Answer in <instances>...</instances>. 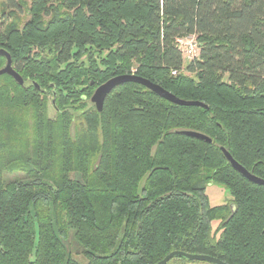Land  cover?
Here are the masks:
<instances>
[{
    "label": "trees",
    "instance_id": "1",
    "mask_svg": "<svg viewBox=\"0 0 264 264\" xmlns=\"http://www.w3.org/2000/svg\"><path fill=\"white\" fill-rule=\"evenodd\" d=\"M21 7L0 0V48L24 81L0 75V264H156L173 250L264 264V185L220 149L264 178V0ZM188 35L199 53L186 62ZM128 74L206 106L124 82L98 112L94 89ZM211 183L226 203L210 204Z\"/></svg>",
    "mask_w": 264,
    "mask_h": 264
},
{
    "label": "water",
    "instance_id": "2",
    "mask_svg": "<svg viewBox=\"0 0 264 264\" xmlns=\"http://www.w3.org/2000/svg\"><path fill=\"white\" fill-rule=\"evenodd\" d=\"M0 55L5 57V64L0 68V75L7 74L11 76L19 85H23L24 81L21 75L17 72V70L12 65V60L10 55L3 49L0 48ZM124 82H135L138 83L150 91L157 94L159 97L177 105L181 106H200L205 107L206 105L198 100H186L179 98L172 94L171 92L167 91L160 85L151 82L150 80L143 78L141 76L135 75V74H128V75H116L105 82L99 84L93 91V93L90 96V102L94 104L96 110L98 112H101L103 109L104 100L107 96V94L117 85L122 84ZM37 88H39L38 85H35ZM52 103L54 104V97L52 98ZM183 134L194 137L203 141H206L208 143L211 142V138L207 136L204 133L193 131V130H184L182 131ZM224 157L229 162L231 167L236 170L238 173H240L245 179H247L250 182L264 185V178L255 175L253 172L249 171L247 168H245L243 165H241L238 161H236L231 154L224 148H220ZM180 256L183 258H186L188 260L192 261H200L208 264H228L224 261H222L219 258H216L214 256H210L207 254H192L183 252L180 250H173L169 252L164 258H162L159 262L156 264H168L169 260L173 257Z\"/></svg>",
    "mask_w": 264,
    "mask_h": 264
},
{
    "label": "rangeland",
    "instance_id": "3",
    "mask_svg": "<svg viewBox=\"0 0 264 264\" xmlns=\"http://www.w3.org/2000/svg\"><path fill=\"white\" fill-rule=\"evenodd\" d=\"M29 1L30 0H19L22 7H21V9L20 8H18V9H19V11H21V14H23V15L25 14V16H26V10H27ZM15 8H17V7L15 6ZM49 113H50V115H54V110L51 108V106H49ZM5 176L7 178H15L18 176L20 177V174L6 173ZM206 192H207V195L209 198V202L212 205L223 204V203H226L230 199L229 191L226 189V187L224 185L219 184V183L209 184ZM216 226H217V222H213L212 227L215 228ZM70 243H71V248H73V250L79 251L78 245H76L75 242L72 241V239H70ZM73 255L77 259H80V260L83 259V256L81 253H79L78 255H76L74 253Z\"/></svg>",
    "mask_w": 264,
    "mask_h": 264
},
{
    "label": "built area",
    "instance_id": "4",
    "mask_svg": "<svg viewBox=\"0 0 264 264\" xmlns=\"http://www.w3.org/2000/svg\"><path fill=\"white\" fill-rule=\"evenodd\" d=\"M178 48L182 53V57L186 61L193 60L198 56L199 46L194 35H188L177 39ZM173 74L176 73V70L172 71Z\"/></svg>",
    "mask_w": 264,
    "mask_h": 264
},
{
    "label": "bare ground",
    "instance_id": "5",
    "mask_svg": "<svg viewBox=\"0 0 264 264\" xmlns=\"http://www.w3.org/2000/svg\"><path fill=\"white\" fill-rule=\"evenodd\" d=\"M179 39V38H178ZM181 56H182V54H181ZM187 62V61H186Z\"/></svg>",
    "mask_w": 264,
    "mask_h": 264
}]
</instances>
